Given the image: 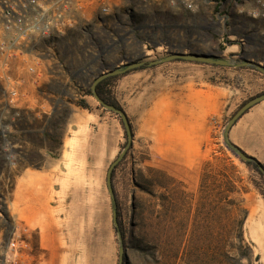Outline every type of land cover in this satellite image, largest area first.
<instances>
[{
	"label": "rangeland",
	"instance_id": "obj_1",
	"mask_svg": "<svg viewBox=\"0 0 264 264\" xmlns=\"http://www.w3.org/2000/svg\"><path fill=\"white\" fill-rule=\"evenodd\" d=\"M217 1L219 4L198 0L195 13L175 9L169 0L138 2L146 3L144 11L192 20L202 17L217 21L229 15L226 30L240 34L239 39L222 40L221 26L209 31L211 35L189 39L173 32L176 25L167 29L158 21L162 28L151 45L143 47L134 42L125 54L117 51L96 58L79 54L82 35L77 27L66 38L54 41L64 51L55 58L60 63L65 60L64 68H52L54 80L66 83L74 75L84 89L92 90L103 70L123 67L127 62L160 60L178 51L207 53L236 64L256 62L258 58L264 66L263 50L255 47L244 52L253 31L240 33L238 22L234 23L253 19L238 14L233 7L234 1L243 6L246 3ZM116 5V11L125 6L122 0H116ZM260 20L264 32V18ZM161 43L164 45L154 47ZM166 43L175 46L166 47ZM144 50L146 54L141 55ZM71 57L72 62L68 60ZM28 58L21 54L15 66L20 67L15 76L23 83L18 101H8L0 82V264H119L121 245L126 249L127 264H248L243 254L253 264H261L245 238L244 227L242 236L240 231L249 200L264 198V176L227 148L223 132L244 104L264 94V73L247 65L223 67L176 60L127 71L111 82L106 96L126 114L129 112L133 130V141L113 175L118 222L126 233L123 239L114 225L107 182L110 166L128 144L120 115L104 108L94 96L83 94L74 82L68 87L53 82L46 88L44 78L22 70ZM39 63L43 70L46 62ZM37 77L41 84L32 85ZM193 81L201 93L200 102L208 95L209 100H218V105L211 110L205 130L199 135L196 163L181 166L178 153L161 151L157 143L140 135L139 114L131 96ZM82 100L90 110L77 105ZM63 107L68 108V119L59 124L52 139L45 135L47 122L53 111L59 113ZM230 139L253 154L250 138L244 141L236 132ZM150 169L165 171L176 182L150 173ZM230 183L234 187L231 194ZM47 213L52 217L47 218ZM52 223L64 241L58 249L53 248L50 238Z\"/></svg>",
	"mask_w": 264,
	"mask_h": 264
},
{
	"label": "built area",
	"instance_id": "obj_2",
	"mask_svg": "<svg viewBox=\"0 0 264 264\" xmlns=\"http://www.w3.org/2000/svg\"><path fill=\"white\" fill-rule=\"evenodd\" d=\"M138 1L122 0L125 5L122 9L133 5L135 8L146 6V3L141 5ZM169 1L174 6H181L192 13H195L198 8V0ZM206 1L213 3V1ZM240 1H244L246 5L254 3L247 11L245 10L254 20L264 18V0ZM233 4L238 14L244 13L246 5L243 6L236 1ZM116 6V0H0V31L2 32L0 34V82L6 88L8 101L13 103L20 98L18 89L23 83L13 71L16 69V62L20 55L31 57L30 60L29 58L25 60L26 64L22 70L36 77L39 72V62L53 63L55 57L64 52L61 51V46H58L59 43L54 41L66 38V34L74 28L78 27L82 35L81 41H78V49L79 54L84 57H106L117 51L127 53L131 51L134 42L142 44L143 47L151 45L159 29L162 28L161 23L150 21L140 28H131L126 20L118 21L113 18L119 12L115 10ZM229 21V15H223L217 21L197 17L193 19L190 27L183 30V33L189 39L196 40L198 36L211 35L209 31L212 32L215 27L221 26L222 40L229 42L239 39L237 33L226 30ZM137 36L145 39L138 42ZM248 37L245 39L250 38L249 47L246 50L243 48L244 52L255 47L264 51V32L253 31ZM241 41L243 42L244 39L242 38ZM162 45L164 43L159 44V46ZM165 46L170 47L167 44ZM242 46L245 44L243 43ZM143 52L146 54L145 50ZM59 65L64 68L63 63L56 64V66Z\"/></svg>",
	"mask_w": 264,
	"mask_h": 264
},
{
	"label": "crops",
	"instance_id": "obj_3",
	"mask_svg": "<svg viewBox=\"0 0 264 264\" xmlns=\"http://www.w3.org/2000/svg\"><path fill=\"white\" fill-rule=\"evenodd\" d=\"M212 1L219 4L217 0ZM253 4V2L247 4L244 12L249 7H252ZM174 7L175 9L182 8L186 11L181 6ZM243 14L244 16H249L247 12ZM192 21L191 18L186 17L177 20L175 22L176 29L173 32H176L177 35L179 33L181 35L184 34L183 30L190 27ZM234 23L239 25L237 28H239L240 33L261 32L260 24L262 21L260 19L243 18L236 20ZM59 55H63V53ZM68 60L72 62L74 59L71 57ZM58 62L59 59L55 58L54 63L47 64L46 62L43 65V70L39 67L38 77L44 78L48 82L47 85L53 82L63 86L73 84L71 76L68 77L66 83L54 80L55 75L50 65L56 66ZM13 71L19 72V67ZM38 77L36 81L35 79L33 80L32 85H34V82L38 86L41 84L38 81ZM28 83L30 84V82ZM152 92L146 95L147 93L144 91L138 96H131V102L136 103L135 109L139 114L137 125L140 135L152 140L153 144L157 143L161 151L178 153L181 166H192V162L196 163L198 159L199 135L204 132L210 112L218 105V100L215 98L209 100L208 95H204L200 102L199 96L201 93L196 81L176 86L167 85L161 87L157 92ZM127 115L130 118L128 111ZM236 132L244 141L247 138L251 139L254 144L253 154L243 149L264 165V101L252 107L239 119L232 128L230 137L232 138V135ZM247 210L248 215L244 224V235L246 240L252 245L258 262L264 264V198L256 196L250 199L247 204ZM47 214V218L52 217L50 213ZM50 227V238L53 248L58 249L64 241L58 235L57 228L55 229L53 223Z\"/></svg>",
	"mask_w": 264,
	"mask_h": 264
},
{
	"label": "water",
	"instance_id": "obj_4",
	"mask_svg": "<svg viewBox=\"0 0 264 264\" xmlns=\"http://www.w3.org/2000/svg\"><path fill=\"white\" fill-rule=\"evenodd\" d=\"M166 44L170 47L175 46L171 43H166ZM158 46H159V44L154 45V47H158ZM141 55H144V52H142ZM176 60L192 61V62L205 63V64H210V65H218V66H223V67H231V66L239 67V66H246L247 65V66H251V67L257 69L258 71L264 73V66L260 64L261 62H259L260 60L258 58H256V60H257L256 62L248 61V62L243 63V64H236L233 61H228V60L223 59L219 56H214V55L207 54V53H199V52L185 53V52H181V51L171 53L169 56H167L163 59L151 61L148 63H146L142 60L133 61L130 63L127 62L123 65V67L118 65L116 67H113L110 70H108V69L103 70L100 73V75L96 78L94 85L92 87L93 95L96 98V100L104 108L120 115L121 120L123 122V125L125 127V131H126L127 136H128V144L125 147V151L116 159V161L110 166V168L108 170L107 182H108L109 192H110V195H111V198L113 201V220H114V225L116 228L119 227V222H118L117 200H116L115 191H114V187H113V172H114L116 166L122 161L125 153L127 152V150L130 147L131 142L133 141V130H132L131 122H130L127 114L123 110L117 108L114 105H110V104L106 103L103 99H101L99 97L97 91H96V86L101 81H103L104 79H106L108 77L119 76V75L126 73L127 71L136 70V69H139V68L144 67V66L154 67V66L160 65L162 63H167V62L176 61ZM261 61L263 62L264 59H262ZM263 101H264V94L258 95L255 98L251 99L250 101H248L246 104H244L241 107V109L232 117V119L229 120V122L225 126V129L223 132L224 143L227 146V148L237 158L241 159L242 161L251 162V161H253V157L251 155L247 154L245 151H243L240 147L236 146L235 144H233L231 142V139H230L231 130L243 115H245L252 107H254L255 105H257ZM260 172L264 176V169L263 168H260ZM125 258H126V249H125L124 245H121L119 248V264H124Z\"/></svg>",
	"mask_w": 264,
	"mask_h": 264
},
{
	"label": "trees",
	"instance_id": "obj_5",
	"mask_svg": "<svg viewBox=\"0 0 264 264\" xmlns=\"http://www.w3.org/2000/svg\"><path fill=\"white\" fill-rule=\"evenodd\" d=\"M114 19H117L118 21H123V20H126L130 25H131V28H136V27H142V26H145L146 23L150 22V21H154L157 22V21H161L164 25H165V28L169 29L171 27H173L175 25V22L177 20H181V16L179 15H174V14H171V13H161L159 11L157 12H154V11H144L142 8H135V6H131V7H128V8H125V9H122L120 10L118 13H116L113 17ZM70 35V33L67 34V36ZM145 38L144 37H141V36H137L136 38V41L138 42H142ZM123 54H125L124 52H122ZM61 63H65V60L64 59H61ZM147 66H144V67H141L137 70H140V69H146ZM65 71L68 72L70 71L69 70V67L66 65L65 67ZM69 74V73H68ZM119 76H113V77H108L106 79H104L103 81H101L97 86H96V91L99 95V97L101 99H103L106 103L110 104V105H114L116 106L117 108L122 109V107H120L118 105V103L116 102H112L107 96V88L109 87V85L111 84L112 81H115ZM71 79L73 80L74 82V86H77V88L79 90H82L83 91V94L85 95H91V96H94L93 95V91L92 90H86L84 89V85H82L81 83L78 82V80H76V77H74V75L71 76ZM53 83L51 84H48L46 86V88H50L52 87ZM70 86V85H67V87ZM58 96H63L62 93L60 92H57L56 93ZM65 96H63L62 98H64ZM64 101L63 99L60 100V102ZM77 105L83 109H88L90 110V106L87 104L86 101L82 100V101H79L77 103ZM57 110H55L52 114V116L49 118V121L47 122V126H46V129H45V135H47L48 137H51L52 139L56 138V132H57V129L59 127V124L61 123H66L67 119H68V108L67 107H63V109L61 110V112H56ZM3 141V138L2 136L0 135V143ZM243 163H245L246 165H248L249 167H253L255 170H257L261 175L262 173L260 172V168H263L264 169V165L258 161L256 158L253 157V161L251 162H247V161H242ZM150 173H157V174H160L162 176H164L167 180L171 181V182H176V179L172 176H170L168 173H166L165 171H161V170H157V169H150L149 171ZM113 175H114V172H113ZM142 176H144L143 174H141ZM206 177V175H205ZM230 185L232 186L230 189H228V193L231 194L234 192V187H233V184L230 183ZM159 187H163V185H158ZM204 186V178H203V181L201 183V189L202 187ZM135 203H136V198H135ZM136 209V206L134 207ZM136 212V211H135ZM135 215H137L135 213ZM247 215H248V211L245 212V216H244V219L246 220L247 218ZM244 224L245 222H241V231H240V236H242L243 234V227H244ZM116 231L119 233L120 236H122L123 239H125V236H126V233L123 229V227L121 226L120 228V225L118 228H116ZM241 257H244L246 258L249 263L248 264H253L251 261H250V257H248V255L246 254H243L241 255ZM258 260V259H257ZM127 260L125 258V262L124 264H127L126 263Z\"/></svg>",
	"mask_w": 264,
	"mask_h": 264
}]
</instances>
